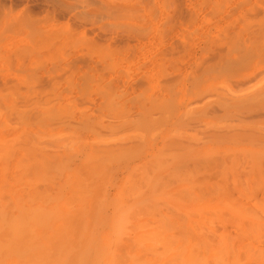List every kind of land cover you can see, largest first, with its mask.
<instances>
[{"label":"bare ground","instance_id":"6f19581e","mask_svg":"<svg viewBox=\"0 0 264 264\" xmlns=\"http://www.w3.org/2000/svg\"><path fill=\"white\" fill-rule=\"evenodd\" d=\"M178 1L161 0L160 5L155 2L152 14L155 16L161 10L159 7L166 10L171 3L175 6L182 0ZM210 1L204 3L219 9L211 11L202 3L210 11L196 7L203 13H214L209 15L207 35L204 36L203 29V34L193 29L199 35L196 40L201 37L206 41L194 43L191 37L192 47L185 48V53L192 52L196 65L191 72L194 75L190 76L191 86L168 89L177 86L172 85L173 78L169 79L174 75L164 76L167 82L172 80L169 81L172 86L154 95L156 108L146 104V109L140 111L142 100L134 103L147 95L141 94L140 88L146 87L141 86L142 81L138 83L139 98H135L132 90H122L125 81L123 87L118 81L128 77L129 63H124L128 68L125 66L123 71L126 77H118V83L112 79L113 86L103 84L98 89L88 83L96 88L92 91L85 83L80 85H86L82 87L85 91L74 92L72 86V89L66 86L71 93L57 89L61 86L58 78L21 77L17 83L11 79L15 74L11 81L8 78L11 75H3L4 81H0V264H211L222 251L236 258L227 264H241L237 259L241 255L256 264H264V171L261 170L264 126L250 131L228 128L234 123L236 126L235 121L233 124L228 121L230 118L247 121L253 115H264V85L257 89L255 85L252 87L255 90L250 92V88L247 92L243 89L264 73V0H216L217 5ZM59 6L65 7L62 3ZM224 6L231 8L224 10ZM195 14L197 18L199 13ZM123 18L139 21V18ZM170 18L163 26L167 29L163 30L165 37L178 24ZM131 20L121 23L129 32L146 33L150 29ZM204 20L201 24H205ZM149 22L152 23L151 19ZM196 23H189L192 26L188 27H198ZM52 35L37 39L43 42L39 50L48 41L53 42ZM200 43L205 45L204 49ZM130 45L126 44L127 48L132 46L128 50L133 48ZM27 46L17 48L19 62L21 59L25 62L33 52L40 53L38 48L37 51ZM197 46L203 50L201 59L193 56V48ZM44 52L47 51L43 55ZM47 54L48 64L60 62V58L59 62L48 59L50 54ZM73 61H68L71 64L64 66L69 67L65 71L72 72L74 67L81 70L84 60ZM114 63L111 65L117 71ZM119 72L121 76L122 70ZM102 81L97 84L105 82ZM126 81L131 86V81ZM217 114L224 115V125L221 120L209 119ZM215 125L218 131L204 135L210 139L207 142L201 139L200 146L197 137L205 133L197 132L196 136L192 131ZM192 133L196 138L193 136L191 143H185L182 137H191ZM249 146L259 149L246 150ZM240 157L249 165L245 174L241 170L244 163L238 169ZM201 171L219 175L221 183H197ZM206 180V177L202 179ZM234 239L240 240L238 246Z\"/></svg>","mask_w":264,"mask_h":264},{"label":"rangeland","instance_id":"374dc122","mask_svg":"<svg viewBox=\"0 0 264 264\" xmlns=\"http://www.w3.org/2000/svg\"><path fill=\"white\" fill-rule=\"evenodd\" d=\"M57 1H58V3H57ZM57 1L56 0H0V59H3V57L5 56L4 58L7 60L6 62H8V63H6L5 59H3L4 62H3V60H0V81H4L5 76H3V75H6V74L11 75L8 77L9 79L11 77H13L12 75L15 74L14 75L15 77L11 78V79L13 81H17V83H19L18 80L21 79V77L25 78V77H36V76L40 77L41 76L43 78L44 76H46L49 79L54 78V80H56L58 78L59 79L58 84H59V86L60 85L61 86L57 87V89L60 88L63 91H64V89L65 90L67 89L66 92L71 93L72 90L71 91L68 90V88H71V86L73 87V90H76L74 92H78V91L84 90L85 88H82V87H85L86 85H88V83L90 84V86H93L92 84H94V87L96 86L97 89L104 87L103 84L105 86L106 85L108 86V84L111 83L112 84L111 86H113V83H115L119 80L118 77H120V78H123V76L126 77L125 74H127V73L126 72L124 73L123 71H125L124 69H125L126 64L129 63L130 66H129V64H127V65H128L129 69L131 67V71L129 70L131 72V74L129 72V74H127L128 77L123 78L122 82L120 80L118 82L120 85L122 83V87L126 85L125 87H123L124 88V89H122L123 91H125V89L126 90H132L133 94L135 95V98L140 97L139 96L140 93L138 92V91L141 92L140 89L144 90V91L142 90L141 94L143 92H145L147 95L140 97L142 99H138L137 101H134V103L139 104L137 102H140L139 100H142L140 102L141 105H139V106H141V108L142 109L144 108V109L141 110V108H140V111H144L146 109V104H151V106L154 105V107L156 108L157 107L156 106L157 98H155L154 95L157 93V91H161L165 87H171L172 85H177V86H175V88L173 86V88H168V89H180V88H178L179 86L181 87V89L182 88L188 89L187 87L189 86L190 83H192L191 77H192L193 73H191V72L194 71L193 69H194V67H196V65H194L195 60L192 59L193 57L191 56L192 52L190 54L185 53L186 49H189V47H192L191 46L192 41L195 43L196 38L199 36V35L196 36L197 33L199 34L201 32L203 34L205 32L204 36L207 35L206 33H208V29H209L208 24L210 23L209 15L214 14V13H210V12H204L206 14V16H205V14L203 12L198 10L199 9L198 7L200 6V9H203L202 11H210V10L213 11V10H215V8L219 9V7H217V6L212 7V5H209L210 4L209 2L204 3L207 0H205V1L204 0H197V1L196 0H182V1L177 0L178 2H180V1L181 2L178 4H175V6L172 5L173 3H171V4L169 3L170 8H166L168 6L165 7L167 11L165 9H163L164 6L159 7V8H161L162 12L159 9L160 11L154 16V14H152V12H153V9L155 8V2H157L156 4L160 5V3H162L161 0H159V1L158 0H57ZM212 1H214V2H212ZM215 1L216 0H211L210 2H211V4L213 3L214 5H217L218 2H216V4H215ZM61 3L63 5H65L66 8L62 7V6L60 7L59 5H61ZM181 3H183V4H181ZM201 3H202V5L206 4L207 7H209L208 9H210V8L211 9L207 10L206 7L201 6ZM222 4L224 5V3H222ZM235 5L237 6L238 3L234 4L233 6H235ZM193 7H194V9H193ZM202 7H204V8H202ZM224 8H225L224 10H226V9L228 10L231 8V6H224ZM156 10H158V8ZM156 10H155V12H157ZM194 10H196V11H194ZM163 11H165V12H163ZM180 11H183V12H181L182 15L180 14L181 16L179 15ZM186 11L190 14L194 13V15L192 14L191 16H194L195 18H196L195 12H197V14L199 13V15L203 14L205 16V18H207V19H205L203 17V15H202V17H199V15H198L196 18V21H194L193 20L194 17L191 18V16H189V14ZM163 13H165L163 15L164 17L162 16ZM75 14H76V16H75ZM166 14L168 15L167 16L168 18H170L172 16L171 14L174 15L170 18V20L172 19V22H173V18L175 17V15L179 16V17L176 16L174 18L178 24L180 23V22H178V20L179 21L182 20V22H183V23H180L179 25L176 22H174L175 24L173 23L174 25H176V24L177 25L176 26L173 25L175 27L174 28L175 30L173 29V26H172L173 30H171V32H174L173 33L174 36L169 31V34H170V35H168L169 38L165 37L164 36L165 34H163L164 31L167 30V29L163 28L164 24H166L167 22L168 23L170 22V21H167L168 18L165 17ZM183 14H185V15H183ZM123 17L139 18V21L138 20H131V19L130 20H131V22L134 21V24L139 23L142 26H143V24L144 25L149 24L148 26L145 25V27H148L150 29H148V31H146L147 34L142 33V32H129L126 30V28L121 26V23H122V25L125 23H129L130 20H127ZM198 17H199V19L201 18V20H198ZM149 19H151L152 23L151 22L148 23ZM189 19L190 20L192 19V20L190 21ZM202 19L206 20V21L204 20L205 24L204 23L201 24V21H203ZM187 20L189 22L184 23V22H187ZM197 20L200 21L199 25H198L199 22L196 23ZM192 21L194 23H196L198 25V27H195V25H194V27L189 28L188 26H192V25H189V23L193 24ZM150 24L151 25L154 24V26H155L154 30L155 31H153L151 29V28H153V26L150 27L151 26ZM155 24H157L158 26ZM156 26H157V28H156ZM166 28H167V26H166ZM187 28H188V30H187ZM194 28H195V30L197 29L196 34L194 32L195 30L193 31ZM202 29L204 32L202 31ZM151 31H153L154 33ZM192 31H193V33H192ZM51 33L53 34L52 35L53 42L50 43L48 41L47 42L48 44L46 43L48 46L46 47V44H45V46H44L45 48L42 47L43 50H39L40 46H42L41 44L43 43V42L41 43L40 40L42 38L46 37V35L48 37H50ZM127 33H130V34H127ZM202 34H200V35L203 37ZM40 36H42V37H40ZM194 36H195V38H194ZM38 38H41V39H39V42L37 41ZM190 38L192 39V41L190 40ZM205 38L208 39V37H205ZM202 39H204V37ZM52 40H50V41H52ZM200 40H201V37H200V39L196 40V42L199 41V42L204 43L206 41L205 39H204L205 41H202V40L200 41ZM129 41L131 43H129ZM157 41H159V43ZM167 41H169V42H167ZM189 41H191V43H189L190 45H186ZM182 42H185L184 44L187 47L188 46L189 47L187 48ZM37 43H40L39 47L37 46L36 48H38V50L40 51L41 54L39 52H37V53L33 52V53H31V55H29L30 58H29V56L27 57L25 62L22 59L19 62L18 57L20 59V56H18L17 48L23 44L28 45L27 47L30 48L34 44L37 45ZM128 43L133 45V48L130 50H128V49L131 48L132 46L130 45L131 47L127 48L126 44H127V46H129ZM161 44H163V46ZM181 44L185 47H183ZM203 45L204 44H201V48L204 49L205 45L204 46ZM176 46L180 49H178ZM34 47L35 46H33V48ZM33 48L30 50L32 51ZM36 48H34V49L37 50ZM172 48H174V49H172ZM182 48L184 49V52H183ZM193 49H195L198 52L197 53L195 50L193 51L194 52L193 56L195 57V59H197L198 57H199L198 59H201L200 57L203 54L202 53L203 50L201 52L200 46H199V48L197 46V47H194ZM171 50H173V51L171 52ZM43 51H47L48 56L50 54L49 57L47 56L48 59L52 58V59H54V61L59 62L58 58H60V62L58 64L56 62L53 64L50 63L52 65L48 64L47 59H46V55H45L47 52L46 53L44 52L45 53L44 54L45 56H44ZM49 51H50V53H49ZM128 51L130 52V54ZM174 51H176V52H174ZM159 52H160V54H159ZM151 55H152V57H151ZM160 55H161V58H160ZM179 57H181L183 59H181ZM21 58H23V57H21ZM61 58L66 59V62H64L65 61L64 59L61 60ZM164 58H166L165 59L166 62L164 61ZM167 58L168 59L170 58V59L168 60ZM176 58H178V60L180 59L181 63H180V60L178 61V60H176ZM75 59H80V60L86 61V62L80 61L81 64H83V66L85 68L80 64V66L83 67V69H82V67H80L81 70H77L76 68H78V67H74L75 70L74 69L73 70L76 72H73L72 69H71V71L73 73L70 72L69 70L65 71V69H69V67L65 68L64 66H66V67L70 66L67 63L71 64L72 63L71 60L73 61ZM117 59H119L120 61H117ZM122 59L124 60L123 62L121 61ZM159 59L163 60L164 62H162ZM174 59L176 60V63H174L175 62ZM113 60L116 63H114ZM68 61H70L71 63ZM90 61H93V62H90ZM94 61H97V62H94ZM156 61L158 63V64L156 63L157 65L155 64ZM100 62H101V64H100ZM189 62L193 65L192 66H191V64L189 65ZM3 63L4 64L6 63V64L4 65ZM38 63L40 66H38ZM73 63H75V62L73 61ZM87 63H88L89 67H87V65H86ZM89 63H90V65H89ZM112 63H114L116 65L117 71H115V69H114L115 67L112 66L113 65ZM117 63H118V65H117ZM124 63H126V64H124ZM159 63H164V64L170 63V64H167V66H168L167 67L166 65H163V64L162 65L160 64L161 65L160 66ZM7 64H9L8 65L9 67H7V70L9 69L8 71L6 70ZM44 64L46 65L45 66L46 68H40L41 66L44 67ZM64 64H66V65H64ZM96 64L97 65L99 64V65L97 66ZM119 64L121 65L120 66L121 69L119 67H117V66H119ZM171 64L173 66H171ZM53 65L55 67H53ZM95 65L97 66V68ZM155 65H156V67H155ZM169 65H170V68L172 67V69L169 68ZM175 65H176V67H175ZM105 66H106V68H105ZM122 66H124V67H122ZM157 66H158V68H157ZM162 66H163V68H161ZM52 67H53V69H51ZM153 67H155L156 69L159 70V71L157 70V73L155 76L156 78L154 77L156 69L154 71ZM164 67L167 68V70H164L165 69ZM39 68L41 70L44 69V71L43 70H42V72L38 71V70H40ZM126 68H127V66H126ZM47 69H49V70H47ZM61 69L65 72L63 73ZM127 69H126V71L128 72ZM120 70H122V72H123V73L121 72V76H120V72H119V74H117V72ZM152 70L154 72H152V74H149ZM163 70H164V72H167L168 75L164 74ZM168 70H170V72H168ZM50 71H53V72H50ZM68 71L73 76H71L68 73ZM37 72H39V73H37ZM48 73H50V74H48ZM170 73H171V75L172 74L174 75V76L172 75L173 77H171V76L169 77V79L173 78V83L171 82L172 85L169 83V81H172V80L168 79L169 81L167 82V79H166ZM122 74H124V75H122ZM133 74H136V76ZM142 74L144 77L141 76ZM157 74H159V76ZM66 75H67V77H65ZM132 75H133V77H132ZM59 76L61 78L62 77L63 78L60 79ZM69 76L72 77V79H73V77H75V78L77 77V78L75 79V81H72V79L68 78ZM164 76H167V77H165V79H164ZM176 76H177V78L175 79L174 77H176ZM262 76L263 77H260V78L258 77L259 78L258 80H255V81L253 80L252 83L250 82V83L246 84L245 86H243V89H245V91H246V89L250 88V90L248 89L250 92V91H252L251 89H253L255 85H256L255 89L263 86L264 85V73L262 74ZM130 77H132V78H130ZM9 79H8V81H9ZM11 79H10V81H11ZM49 79H47V80H49ZM63 79H66L67 82H65V80H63ZM112 79H116V80H114L115 82H113ZM126 79L129 80V82L131 81L130 82L131 86H128L129 83H126L127 82ZM149 79H152L153 81L151 82ZM161 79H163L164 81ZM174 79H175V82H174ZM60 80H62L63 82ZM77 80H79V81L77 82ZM93 80H96V81H93ZM102 80L105 82H103ZM111 80H112V82H111ZM101 81L103 83H100V85L97 84ZM124 81H125V83H124ZM132 81H134L136 83L134 84ZM140 81H142L141 86H146L145 88H143V87L140 88V86H139V84H141ZM54 82H56V81H54ZM70 82H71V84L69 86ZM72 82L73 83L76 82V83L73 84ZM93 82H95V83H93ZM143 82L146 83L147 85H144ZM60 83H63V85ZM77 83H79V84H77ZM83 83H85L86 85H83L82 87H80V85H82ZM167 83H169V84H167ZM75 84H76V86H75ZM120 85H119V87H120ZM90 86L88 87L89 89L91 88ZM137 86H139V87L136 91ZM190 86H191V84H190ZM108 87H106V88H108ZM122 87H120L119 89H121ZM126 87H128V89ZM130 87H132V88H130ZM93 88H91L90 91L96 89V88H94V89ZM255 89H253V90H255ZM39 90H41V89H39ZM137 92L139 94H137ZM168 93L170 94V91H168ZM135 98H134V100H136ZM143 103H144V105H143ZM155 108H154V110H155ZM139 113L140 112L138 111V113H136V114H139ZM223 118H224L223 114H217V115L211 116L209 119L216 121V122L221 120V123H223V125H224L225 123L223 121ZM228 121L232 122V124L234 121L236 122V126L234 125L235 123L233 125H228V128L230 131H237V130H234V129H237V127H238V130H240V131H243V130L250 131L251 129L256 130L257 128H261L262 125L264 126V115L263 116H261V114L253 115L252 117H248L247 121L245 119L242 120V119H238V118H230V119H228ZM239 122H242V123H240V125L237 126V123L239 124ZM244 125L247 127H245ZM249 125H250V127H248ZM200 127H201V125H200ZM201 128H203V127H201ZM201 128L197 127L192 131L193 133L195 132L196 136L198 134L197 132L203 131V133H205L203 135L201 133H199L200 137H199V135L197 137V139L199 140L200 146H201V142H200L201 139L205 142L209 141V139H210V137H206L204 135L209 134L208 132L212 131V130H214L215 132L218 131L217 125H215L213 127L209 126L206 129H205V127H204V129H201ZM193 133H192L191 137H187V138L182 137V139H185L184 140L185 143H191L192 140H194L196 138L193 135ZM210 134H214V133H210ZM210 136H212V135H210ZM205 142H202V143H205ZM253 148L259 149V147L249 146V147H246V150H251ZM178 154H180V155L182 154V156H183V153H181V152H179ZM237 155H238L237 158H239L238 153H237ZM183 158H184V156H183ZM242 159H243V157H240V160L238 159V164L240 163L239 164L240 166L238 165V169L242 165H245L244 167L242 166L243 168H241L242 173L245 174L246 172L249 171L248 170L249 165L247 163H245L246 160L244 161V159L243 160ZM239 161H244V162H239ZM241 163H244V164L241 165ZM263 164H264V160H262V164H261V170L262 171H264ZM245 168H248V169L245 170ZM201 172H203V171H201ZM237 173L239 174L240 172L238 171ZM204 177L207 178L206 181H202V179ZM221 181H222L221 177L219 175L213 173V172L212 173L203 172L201 174L199 173L196 177V182L197 183L199 182L200 184H203V183L220 184ZM233 242L235 243V245L238 246V243L240 242V240L234 239ZM232 258H233L232 255H228V254H226L225 251H222V252L217 253V256L215 255V258L211 264H216V262H218L219 264H222L223 262L227 264L228 262H232L234 259H236V258H234V259H232ZM237 259H240L241 264H256V262L251 261L250 259H248L244 255H241V257H239Z\"/></svg>","mask_w":264,"mask_h":264}]
</instances>
